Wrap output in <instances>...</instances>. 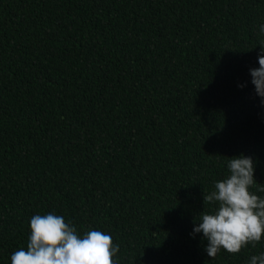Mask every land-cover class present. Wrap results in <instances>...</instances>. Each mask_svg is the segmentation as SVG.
<instances>
[{"label":"trees","instance_id":"obj_1","mask_svg":"<svg viewBox=\"0 0 264 264\" xmlns=\"http://www.w3.org/2000/svg\"><path fill=\"white\" fill-rule=\"evenodd\" d=\"M261 24L264 0H0V264L48 213L111 235L118 264L264 252L192 235L228 158L264 197Z\"/></svg>","mask_w":264,"mask_h":264},{"label":"clouds","instance_id":"obj_2","mask_svg":"<svg viewBox=\"0 0 264 264\" xmlns=\"http://www.w3.org/2000/svg\"><path fill=\"white\" fill-rule=\"evenodd\" d=\"M259 32L264 34V24ZM260 49L259 68L250 69V75L255 94L264 106V41ZM227 170L228 175L216 181L210 193L203 192L204 206L212 204L213 210L204 207L193 221L196 226L192 235L203 234L209 258H215L221 250L238 254L249 245L255 248L264 237V197L250 190L258 184L253 158L243 154L228 158ZM257 190L264 192V187ZM119 251V245L105 232L89 230L80 235L63 216L38 214L30 219L26 248L12 253L11 264H118L115 258ZM246 264H264V252L252 255Z\"/></svg>","mask_w":264,"mask_h":264}]
</instances>
